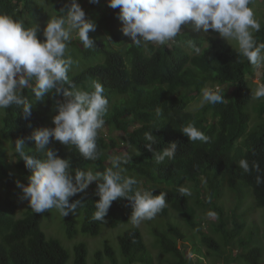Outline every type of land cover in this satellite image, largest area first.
<instances>
[{
	"label": "trees",
	"instance_id": "obj_1",
	"mask_svg": "<svg viewBox=\"0 0 264 264\" xmlns=\"http://www.w3.org/2000/svg\"><path fill=\"white\" fill-rule=\"evenodd\" d=\"M78 1L83 4V0ZM90 6L84 11L86 19L96 25L95 31L88 34L95 41V47L85 48L77 36L70 38L64 57L73 60L69 79L77 88L88 91L94 90V81L103 84L104 95L109 101L104 126H109L117 134L111 143L117 148L125 141L135 150L134 156L124 164L127 168L125 176L135 178L137 185L143 184L151 191L167 193V207L163 209L161 219L178 212L187 226L200 230L203 243L209 249L222 251L223 246L218 240L205 234L202 226L194 225L198 209L191 204L190 196L180 194L179 188L185 182L194 184L198 206L217 214L219 223L211 222L208 226L222 234L227 245L232 244L247 224L245 219L238 221L236 218L237 212L242 214L244 208H228L226 213L224 194L231 191L230 197L235 202L236 193L242 190L245 192L243 195L249 193L253 197L252 205L264 208V182L257 184V176L264 180V101L254 105V112L261 120L251 128L253 91L248 80V76H254L257 70L238 48L228 44L218 33L209 30L205 36L191 26H182L184 33L174 38L176 43L172 48L130 45L124 53L122 22L117 18L119 8L107 10L99 3ZM68 7L69 4L63 0H53L54 17L66 16L62 9L67 11ZM42 10L38 0H0V14L23 23L25 27H32L31 22L42 14ZM262 24L264 21L260 26ZM253 36L258 44L264 43V25ZM39 37L42 39V33ZM190 41L200 48L199 54L189 46ZM261 82L264 83V71ZM216 85L235 90L223 103L208 104L199 112H190L189 105L200 100L201 90L205 86ZM22 94L33 105L29 118H24L22 106L13 105L0 110V177L4 181V194H0V264H68L69 252L59 240L49 239L42 229L43 220L52 217L50 209L36 214L29 207L22 217H17L22 203L27 202L22 198L17 182L26 186L30 173L15 152L18 138L27 137L35 128L48 127L53 117L51 114H56L52 112L56 102H63L64 98L56 96L46 100L49 97L46 96L43 101L36 102L30 88L23 89ZM210 116L218 118V122L213 121V125H209ZM188 123L203 132L208 141H188L182 134V128ZM132 128L134 131L131 132ZM146 132L155 137L153 148L156 151L176 142L178 148L174 158H165L157 164L152 152L144 147L149 143L145 139ZM28 142L24 149L26 154L38 156L35 146L28 148ZM106 147L102 144V150ZM54 149L58 150L61 158L71 159L73 170L88 171L87 166L92 164L75 146L58 143ZM100 152L101 146L99 155ZM241 159H246L250 168L253 162L258 163L260 171L251 168L249 173H245L239 167ZM238 183L242 187L236 186ZM89 188L71 199L82 202L84 221L81 232L99 236L104 221L94 219V205L99 197L89 196ZM245 199L244 206L251 204L246 205ZM127 219V213L114 209L109 222L115 228ZM231 221L233 230L229 229ZM64 225L70 238L78 235L73 213L64 217ZM154 234L162 250L177 258L179 264L190 263L194 257L197 258L194 251L190 257L186 254L187 245L182 244L183 248H180L179 243L185 238L182 228L172 224L167 229L155 226ZM119 242L127 264H153L140 230L126 231L119 237ZM75 251L74 264H87L86 245L77 246ZM104 253L117 264L116 253L108 244L104 251L97 252V264H103ZM251 264L260 263L255 259Z\"/></svg>",
	"mask_w": 264,
	"mask_h": 264
},
{
	"label": "clouds",
	"instance_id": "obj_2",
	"mask_svg": "<svg viewBox=\"0 0 264 264\" xmlns=\"http://www.w3.org/2000/svg\"><path fill=\"white\" fill-rule=\"evenodd\" d=\"M98 2L99 0H89V3ZM251 2L252 0H107L110 8H119L117 18L122 22V34L131 41L129 46L172 48L176 43L174 38L184 33L182 26H191L205 34L212 30L225 41L235 40L240 54L259 73L261 69L264 71V43L258 44L253 36V31H260V23L249 7ZM69 6L67 11L62 9L66 16L50 18L42 30L39 24L25 27L23 23L0 14V110L13 105L22 106L24 118H29L33 105L22 94V90L28 88L36 102L43 101L46 96H49L46 100L56 96L64 98L63 102H56L52 111L56 114H51L53 117L48 127L35 128L27 137L15 141V152L30 173L28 184L25 186L17 182V187L22 190V198L36 214L56 209L63 217H67L82 205L81 200L73 201L71 198L90 186L88 192L97 189L96 195L99 197L94 205V219L106 222L104 218L112 203L123 199L131 207V223L139 225L142 221L153 219L167 207V193L155 192L153 189L151 191L143 184L137 185L135 178L125 176L127 168L124 164L128 163L135 152L129 156H115L112 158V165L108 167L102 162L104 154L110 150L118 152L121 145L127 144L123 141L115 148L111 143L115 136L111 135L109 126H104L109 101L104 95L103 84L94 81V90L88 91L77 88L69 79L68 72L73 60L71 57H64L72 34L75 33L74 37L77 36L83 46L90 49L95 47V41L88 34L96 29V25L86 19V13L77 0H71ZM41 31L42 39L38 37ZM189 46L199 54V47L191 44V41ZM228 88L230 87L221 85L205 86L201 90V105H214L223 103L224 99L228 100L234 92H227ZM224 92L228 93L227 97ZM50 93L52 94L49 95ZM251 95L253 99L264 98V83L257 84ZM213 121L218 122V118L210 116L208 124L213 125ZM182 134L188 141L207 142L209 139L192 123L182 128ZM145 139L149 143L144 147L152 152L157 164L162 163L165 158H174L178 148L176 142L156 151L153 148L155 137L151 132L145 133ZM28 140V148L35 146L38 156L26 154L24 149ZM58 143L75 146L82 157L92 163L87 166L88 171L79 168L73 170L71 159L61 158L58 150L54 149ZM102 144L107 146L103 150ZM239 167L245 173H249L251 168L260 171L258 163L253 162L250 168L246 159L239 161ZM262 182L264 180L257 176V184ZM138 186L145 189H139ZM179 192L182 196L191 195L185 187H180ZM216 215L213 211L207 213L212 218Z\"/></svg>",
	"mask_w": 264,
	"mask_h": 264
},
{
	"label": "rangeland",
	"instance_id": "obj_3",
	"mask_svg": "<svg viewBox=\"0 0 264 264\" xmlns=\"http://www.w3.org/2000/svg\"><path fill=\"white\" fill-rule=\"evenodd\" d=\"M67 5H70L71 0H63ZM39 5L42 6V14L36 16L33 22H31L32 26L35 24H39L41 27V30L45 26L46 22L54 17V11H53V0H38ZM77 2L80 4V1L77 0ZM99 4L103 5L105 9L112 10L108 6L107 0H99ZM92 3H89V0H83V4L81 7L84 9H90ZM36 5L38 3L36 2ZM252 8L254 12V18L258 20V22L261 24L264 21V15L262 14V11H264V0H256L254 3L249 6ZM262 24L260 28L263 26ZM256 31H253L255 33ZM42 33V31H41ZM41 33H38V37ZM205 36L208 35L203 32ZM76 35L75 33L72 34V37ZM126 41V42H125ZM124 45L122 47V51L125 53L126 50L129 47V44L131 41L127 40V37L124 36L123 38ZM231 46L238 48V43L235 40H229L226 41ZM150 42L147 43L149 45ZM158 45V44H157ZM110 47V44H109ZM112 48V47H110ZM76 52V50H75ZM76 56V55H75ZM77 57V56H76ZM79 59V58H78ZM74 69V67H73ZM76 71V69H74ZM263 69L259 71V73H256L255 76L248 77L250 81L251 88H253V91L255 90L257 84L261 83V77H262ZM255 87V88H254ZM234 90L232 88H228L227 92L232 93ZM224 92V96L227 97L228 93ZM202 99V97H201ZM201 99L198 101H194L191 103L189 110L190 111H200L205 105H201ZM263 98L260 99H253L250 112L252 115L251 120V128H254L257 125V122L261 120L257 114L254 112V105L257 103H261L264 101ZM3 110V109H2ZM1 113V112H0ZM104 133V132H103ZM109 134V131L107 132ZM116 136L117 134L113 131L111 132V135ZM135 151L128 147V145H121L119 148V151H109L106 154L102 156V162L105 163V167H108L109 165H112V158H114L117 155H127L134 153ZM92 171L95 173L94 168L91 167ZM4 181L0 177V194L3 193L2 184ZM94 183V182H93ZM206 183V181H205ZM236 186H241L240 183H238ZM139 189H145L142 186H138ZM183 187L187 188L191 195V204L196 206L198 209V215L196 217L195 226L199 227L202 226V231L205 234H208L212 237H214L216 240L219 241V243L223 246L222 251L209 249L204 243H203V237L200 234V230L191 228L187 226L184 218L178 214V212H172L169 218L163 220L160 216H162L163 210L158 213L153 219L151 220H145L142 221L139 225H133L129 219L124 221L125 223H121L118 227L113 228L109 220L111 218V212L114 209H120L124 210L128 216L130 217L131 214V207L129 206V203L126 202L123 199H118L114 201L108 211L107 216L104 218L106 222H103L102 225V231L99 236H92L91 234H84L81 232V228L83 226L84 221V212L79 206L77 210L73 213L74 218L77 222V227L79 229V233L77 237L71 239L67 235V229L64 225V217L57 211L56 209H50L52 212V217H49L48 219H44L42 222V229L46 233L49 239H56L59 240L60 243L63 245V247L69 252L70 254V262L69 264H73L75 261V248L79 244H86L87 246V264H96V254L99 251H104L105 245H110L113 250L117 254L118 258V264H126V260L122 257V248L119 242V237H122L125 235L126 231L131 228H137L141 231L144 240L149 248V254L153 260V264H179V260L175 258L172 255L166 254L162 248L158 245L156 241V237L154 234V228L155 226L161 229V226L165 229L168 228L170 224L177 226L179 228H182L183 234L185 235L184 241H180L179 246L182 249L184 246L187 247L186 254L190 257L193 253V251L196 253L197 258L194 257L192 259V262L186 263V264H251L252 260L257 259L260 264H264V208H257L253 204V197L247 193L243 195L242 190H239L236 193V200L234 202V199L230 197L231 191H227L224 194V202L223 204L226 207V213L228 208H239L243 209L242 214H239L237 212V220L243 221V219L246 220V226L244 227L243 231L239 234L238 237H236L232 244H228L225 242V239L223 238V235L217 232L214 228L209 227L208 223L214 222L219 223L218 218H212L207 216V209L202 208L198 206V203H196V188L192 182H185ZM247 190V189H244ZM97 189L90 190L88 192L89 196H96ZM210 192V190H209ZM208 193V192H207ZM245 193V192H244ZM209 194V193H208ZM201 196V194H200ZM244 198H246V205L244 206ZM222 201V199L220 200ZM235 204V207H234ZM29 208L28 202H24L22 205V208L18 212L17 217H22L25 213V210ZM80 208V209H79ZM256 209V210H255ZM255 210V211H254ZM233 212V210H231ZM241 213V212H240ZM217 221V222H216ZM234 223L231 221L229 223V229L233 230ZM224 241V244H223ZM209 253V254H208ZM103 264H114L110 257L104 253L103 256Z\"/></svg>",
	"mask_w": 264,
	"mask_h": 264
}]
</instances>
